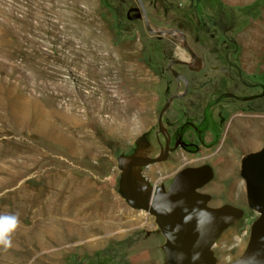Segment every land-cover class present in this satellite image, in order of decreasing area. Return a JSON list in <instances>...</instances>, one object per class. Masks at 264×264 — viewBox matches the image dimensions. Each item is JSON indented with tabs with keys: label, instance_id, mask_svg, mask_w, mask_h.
<instances>
[{
	"label": "rangeland",
	"instance_id": "rangeland-1",
	"mask_svg": "<svg viewBox=\"0 0 264 264\" xmlns=\"http://www.w3.org/2000/svg\"><path fill=\"white\" fill-rule=\"evenodd\" d=\"M255 38L264 0H0V214L20 220L0 264H166L154 216L120 193L119 166L138 142L158 155V115L185 84L162 125L197 149L175 143L141 175L158 195L180 170L211 167L208 205L243 212L215 241L216 264L240 258L259 216L240 177L264 138ZM128 61L139 77L121 75Z\"/></svg>",
	"mask_w": 264,
	"mask_h": 264
},
{
	"label": "water",
	"instance_id": "water-1",
	"mask_svg": "<svg viewBox=\"0 0 264 264\" xmlns=\"http://www.w3.org/2000/svg\"><path fill=\"white\" fill-rule=\"evenodd\" d=\"M146 27L156 35L175 34L173 31H152L147 22ZM180 36L184 48L197 64L199 59L187 47L184 36ZM168 70L174 77L181 78L171 64ZM186 92L185 84L184 92L170 97L159 113L157 125L161 132L164 112L174 99L184 97ZM145 146L138 142L137 152L128 156L125 164L120 161L122 197L130 207L154 216L165 239L163 250L167 257L166 264H216L212 247L220 234L242 217V210L229 204L220 207L208 205L211 196L199 191L213 179V171L208 165L180 170L168 189L157 195L141 175V170L166 160L168 149L165 147L158 157H147L143 153ZM240 177L245 184L247 205L259 216L251 226L244 253L228 264H264V138L259 151L241 159Z\"/></svg>",
	"mask_w": 264,
	"mask_h": 264
},
{
	"label": "bare ground",
	"instance_id": "bare-ground-1",
	"mask_svg": "<svg viewBox=\"0 0 264 264\" xmlns=\"http://www.w3.org/2000/svg\"><path fill=\"white\" fill-rule=\"evenodd\" d=\"M254 40L256 41V42H254V44H256V45L258 44L257 49H255L256 53H259V54H260V52L264 53V39L259 40V39L255 38ZM119 68H120L121 75H123L124 78H127V79L128 78L129 79H133V78L135 79V78L139 77L141 74V69H139L138 66L131 61L120 63ZM250 133L252 134L253 138H255V139L258 138L257 127L252 129ZM72 236H73L72 232L68 231V235H66L65 239L62 238L63 240L58 239L57 241L56 240L55 241H56L57 245H61L64 242L67 243L69 237L71 238Z\"/></svg>",
	"mask_w": 264,
	"mask_h": 264
},
{
	"label": "clouds",
	"instance_id": "clouds-1",
	"mask_svg": "<svg viewBox=\"0 0 264 264\" xmlns=\"http://www.w3.org/2000/svg\"><path fill=\"white\" fill-rule=\"evenodd\" d=\"M19 225L17 214H0V248L7 250L12 247V237Z\"/></svg>",
	"mask_w": 264,
	"mask_h": 264
},
{
	"label": "flooded vegetation",
	"instance_id": "flooded-vegetation-1",
	"mask_svg": "<svg viewBox=\"0 0 264 264\" xmlns=\"http://www.w3.org/2000/svg\"><path fill=\"white\" fill-rule=\"evenodd\" d=\"M188 65H189V63H188ZM189 66H193V65H189ZM157 127H158V125H157ZM162 128H163V125H162ZM198 131L200 132L201 130H198ZM159 136L162 137L163 144H161L159 142ZM155 142L158 145V147L160 148V152L158 153V155L156 157H158L161 154L162 150H164L165 147H167L168 153L170 154L171 153V148L173 147V145L175 143H178V145H179L178 149H183V150H187V151H191V150L197 149V144L192 143V142H185V141H183L180 138H176L174 136H171L170 134L165 132L164 129H162V132H161L159 130V128H158V133L155 135Z\"/></svg>",
	"mask_w": 264,
	"mask_h": 264
}]
</instances>
